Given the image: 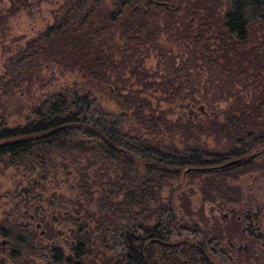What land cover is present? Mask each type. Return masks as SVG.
Wrapping results in <instances>:
<instances>
[{
  "label": "trees",
  "instance_id": "1",
  "mask_svg": "<svg viewBox=\"0 0 264 264\" xmlns=\"http://www.w3.org/2000/svg\"><path fill=\"white\" fill-rule=\"evenodd\" d=\"M42 1L7 0L8 6L0 12V31L16 12ZM179 25V38L191 44L192 53L201 59L206 54L207 62L223 76L225 84L252 82L248 99L233 95L226 102V96H219L225 101L220 113L223 118L215 116L195 127L221 145L220 152L196 137L177 148L171 142H151L130 134L113 113L75 90L49 93L31 106L27 116L22 115L18 102L8 104L16 93L38 81L42 69L56 67L76 73L90 85H107L123 98L120 105L124 113L131 110L136 122L150 126L151 131H159L160 126L167 131L180 130L179 121L142 114L145 101L138 98V91L120 95L116 86L120 83L124 87L126 70L141 80L148 77L141 69V49L148 51L160 33ZM257 30H261L260 41L255 40ZM263 95L264 0H62L52 22L3 64L0 116H23V123L14 127L0 124V160L12 164L25 161L23 165L35 175L46 173L45 164L56 153L64 159L63 169L78 170L76 192L82 196L92 194L85 173L94 165L91 156H100L113 172L109 189L98 192L99 215L91 228L85 220L94 215L85 211V217H79L80 205L73 216L63 217L66 210L60 214L51 199H46L51 217L42 221L46 236L52 240L53 224L65 221L74 264H233L221 241L239 232L236 222L232 220L224 235L217 228L201 230L192 222H180L171 200L163 202L157 193L166 181L189 169L186 175L199 181V192L210 201L213 190L229 189L226 179L264 171ZM185 124L183 130L188 133L193 124ZM234 160L238 161L235 165L224 167ZM178 211L187 217L196 214L204 221L202 212L192 210L184 194ZM0 228V232H8L11 250H25L36 236L31 231L23 240L20 225L3 220ZM52 254L55 258L60 255L56 251Z\"/></svg>",
  "mask_w": 264,
  "mask_h": 264
},
{
  "label": "rangeland",
  "instance_id": "2",
  "mask_svg": "<svg viewBox=\"0 0 264 264\" xmlns=\"http://www.w3.org/2000/svg\"><path fill=\"white\" fill-rule=\"evenodd\" d=\"M61 3L62 0H44L28 9L19 10L7 20L5 27L0 31V75L6 58L12 56L27 40L50 24L53 17L58 14ZM7 6V0H0V12ZM160 26L164 27L165 23L161 21ZM181 28V25L173 26L172 29L160 33L154 41V46L148 51L141 49L140 57L143 58L141 69L145 70L148 77L141 80V76H132L126 70L122 75L124 87L121 88L120 83L116 85L120 87V95H125L128 91H138V98L145 101L141 106L142 114L153 116L160 114L167 121H179L180 130L167 131L160 126L159 131H151L150 126L145 127L136 122L130 114L131 110L124 113L120 105L123 98L114 95L107 85H90L76 73L62 72L56 67L42 69L38 81L28 90L16 93L8 104L15 105L18 102L22 107V115L27 116L31 106L49 93L75 90L90 96L101 108L113 113L122 129L130 134H138L151 142L159 141L163 144L171 142L177 148H180L186 139L196 137L200 142L205 141L210 148L220 152L221 145H217L212 137L202 135L195 127L215 116L222 119L221 109L225 101L233 99V95H243L248 99L252 93L249 87L252 82L229 81L230 86L225 84L223 76L218 75L207 62L206 54L201 59L199 54L192 53L191 44L179 38ZM255 40H261V30L256 31ZM189 52L192 53V57ZM179 66L180 70L177 68ZM144 81H147L145 86ZM175 88L180 89L173 92ZM219 96H226L227 100H221ZM7 110L9 111V108ZM22 117L0 116V124L3 123L7 127L22 125ZM186 121L193 124V128L189 126L188 133L183 130ZM101 160L98 155L91 156L90 161L94 165L85 172L91 196L77 194L78 170L74 167L63 169L64 159L56 153L47 160L46 173L39 172L35 175L23 165L25 161L12 164L6 159L0 160V220L6 217L9 223L22 225L27 222L33 228L36 222L29 221L26 215H32L36 209L43 220L50 221L46 199H51L60 214L61 210H66L63 217L73 216L80 205L78 216L84 218L85 211L93 214L92 220L88 218L85 220L90 228L93 227L94 220L99 215L96 205L100 195L98 192L108 190L109 180L113 181V172L111 173ZM186 173L181 171L178 178L166 181L157 193L158 198L163 202L171 200L180 222H192L196 227L208 232L216 228L221 229L223 235L226 227L230 226L232 220L235 221L236 216L240 217L237 224L240 230L246 223L242 214L248 215L258 228L257 231L253 235L240 231L228 239L223 238L221 246L233 260V264H264V171L248 172L233 179H226L225 185L229 189L219 187L213 190L210 201L204 200L199 192V181L191 180ZM23 188H27L26 194L22 191ZM182 194L189 199L192 210L202 212L204 221L196 214L187 217L178 211ZM24 198H27L25 203ZM235 198L238 200L233 201ZM53 226L60 235L55 243L66 249L71 234L67 231L65 221L56 222ZM257 233L260 236H257ZM44 242L45 240H41L42 244ZM243 248L249 251L245 254ZM103 253L107 257L110 256L106 250Z\"/></svg>",
  "mask_w": 264,
  "mask_h": 264
},
{
  "label": "flooded vegetation",
  "instance_id": "3",
  "mask_svg": "<svg viewBox=\"0 0 264 264\" xmlns=\"http://www.w3.org/2000/svg\"><path fill=\"white\" fill-rule=\"evenodd\" d=\"M26 194V192H24ZM24 203L27 201V198H24ZM29 221H34V227L31 228L29 223L25 222L24 224H19L20 228L23 232L21 238L24 240L26 233L31 231L36 232V236L34 237V241L32 243H28L25 250H11L8 242V232H0V264H74L72 257V244L71 242H67L66 249L60 248L58 244H56V238L59 235V231H57L54 226V235L51 237L52 240H49L46 236V232L42 226V221L47 222L42 219V216L39 215V212L34 209L32 215H26ZM243 219H246V223L243 224V227L239 230V232L244 231L247 235L254 234L257 231L256 225L252 222L250 218L244 216L242 214ZM3 221L6 224H9L8 218L4 217ZM240 221V217L236 216L235 221L237 224ZM42 226V228H41ZM2 230V228H0ZM69 232V229H68ZM71 234V233H70ZM61 238H63L61 236ZM41 240H45L44 244L41 243ZM58 252L59 257L55 258L52 252ZM249 250L247 248H243V252L246 254ZM51 252V253H50Z\"/></svg>",
  "mask_w": 264,
  "mask_h": 264
},
{
  "label": "water",
  "instance_id": "4",
  "mask_svg": "<svg viewBox=\"0 0 264 264\" xmlns=\"http://www.w3.org/2000/svg\"><path fill=\"white\" fill-rule=\"evenodd\" d=\"M238 161L234 160V161H231V162H228L226 164H224V167H228V166H232V165H235ZM189 169H186L184 170V172H188ZM23 192H26L27 191V188H23L22 189ZM253 216H255V214H253ZM257 236H260L259 233L256 234Z\"/></svg>",
  "mask_w": 264,
  "mask_h": 264
}]
</instances>
